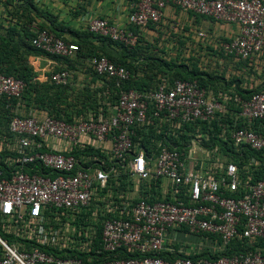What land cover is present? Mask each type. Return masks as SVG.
Here are the masks:
<instances>
[{
  "label": "built area",
  "instance_id": "1",
  "mask_svg": "<svg viewBox=\"0 0 264 264\" xmlns=\"http://www.w3.org/2000/svg\"><path fill=\"white\" fill-rule=\"evenodd\" d=\"M127 1L126 25L94 17L88 30L131 49L135 28L170 5L237 25L219 46L226 56L264 58V0ZM33 31L37 49L77 55V43ZM85 63L97 107L70 120L25 107L23 80L0 71V97L16 99L0 137V264H264V89L164 74L124 89L127 66L95 54ZM72 77L63 68L47 80ZM150 128L145 148L133 137ZM235 240L248 248L214 257Z\"/></svg>",
  "mask_w": 264,
  "mask_h": 264
},
{
  "label": "trees",
  "instance_id": "2",
  "mask_svg": "<svg viewBox=\"0 0 264 264\" xmlns=\"http://www.w3.org/2000/svg\"><path fill=\"white\" fill-rule=\"evenodd\" d=\"M10 8L7 7L6 19L8 21V25L5 29V34H0V71L7 75H13L17 78H20L25 83V88L23 94L21 96V102L25 105V107H36L38 109H42L44 111L49 112L51 115L55 117H64L66 119H71L73 115H79L83 113L86 109L92 108L95 109L97 107V98L96 92L97 89H91L89 87L90 83L83 84L81 89H76V91H67V88L71 85L69 83L65 85H56L52 82L47 81L39 82L34 79L35 71L32 69L31 65L28 62V56L44 53L42 50L37 49L31 44V38L34 36V27L37 26L39 28H46L52 31L55 35L64 38L58 28L55 25L46 26L41 23L36 22L37 16L44 15L42 11L38 9V7L34 4L33 0H22L21 5L10 4ZM152 23H149L150 25ZM89 31V30H88ZM90 32V31H89ZM92 37L98 40H104L108 43H112L120 46H112L119 49L116 55L106 54L104 52H100L97 48L86 46L77 41H73L77 43L79 50L77 51V55L75 57H63L57 55H50L54 57L57 61H64L67 65L65 68L70 70V65L74 62H81L85 64V58L90 55H105L109 59L124 64L129 68L130 66L134 67V71L131 79L123 85L124 89L129 87H135L138 89L142 88H151L154 86L157 81V75H167L171 79L181 78V79H197L201 85H218L220 81L223 79L218 75L207 74L208 78H211L214 81L204 80L200 73L199 66L195 62H183L182 60H164L163 58H159L155 56L156 52L152 50L155 48H151L150 46H138L136 44L133 48L128 49L123 47V45L118 44L106 37H101L90 32ZM65 39V38H64ZM67 40V39H65ZM111 47V46H110ZM179 49V48H178ZM180 50V49H179ZM152 51V52H150ZM161 51V50H160ZM184 51V49L182 50ZM207 52H204L205 55ZM119 54V55H118ZM198 51L192 53L190 51V57H198ZM140 59V60H139ZM240 62H244L245 60H239ZM144 66L146 70H140L142 72L140 74L139 69L137 67ZM87 67V66H86ZM63 69L62 67L58 68ZM89 72L91 69L87 67ZM91 74L96 78L94 73ZM237 80H235L236 82ZM93 82V81H92ZM230 82H234L232 79ZM103 89V88H102ZM264 89V83L260 86H256L252 89H247L244 92L250 93L254 90ZM111 101L116 99V95L113 94V90L111 89ZM1 103V111H0V137L8 132V123L11 117L15 114L13 111L14 104L16 103V99L11 98L7 99L6 97H0ZM44 107V108H42ZM2 111L6 118H8V122L4 123L1 120ZM11 112H13L12 116ZM9 116V117H7ZM136 136L133 137L135 141H139L142 146L145 148L146 145L151 141L152 138L156 137V132L153 128L145 131L142 129L136 130ZM158 136V135H157ZM172 139V137H171ZM258 157H261L264 160V151L263 152H255ZM258 177L260 173L264 170V167L261 166L258 169ZM248 248L245 242H241L240 240L233 241L229 248L225 253L218 252L214 255L217 257L221 254H232L234 252L242 251Z\"/></svg>",
  "mask_w": 264,
  "mask_h": 264
},
{
  "label": "crops",
  "instance_id": "3",
  "mask_svg": "<svg viewBox=\"0 0 264 264\" xmlns=\"http://www.w3.org/2000/svg\"><path fill=\"white\" fill-rule=\"evenodd\" d=\"M33 2L44 14L36 17L37 23L49 27L55 25L59 27L60 34L67 40L77 41L86 46L95 47L100 52L117 56L118 52L115 51H119V49L112 46L120 45L92 37L88 31V23L94 17H102L117 25H126L128 23V14L132 9L127 0H33ZM7 3L19 6L22 0H0L1 35L5 34V29L8 25L6 10L7 7L10 8V5H7ZM201 25H204L205 28L208 27L209 30H205ZM135 30L139 33L138 46L155 48L152 50L156 52L155 56L164 60H170L174 55L171 51L172 48H175V50H178V48L180 50L184 49V51L188 48L192 53L199 52L200 48H202V52H207L212 59L219 56L224 59H233L228 55L226 56L219 46L222 42L230 40L237 33V25L235 24L222 23L169 5L164 9V16L158 24L137 27ZM199 31L204 32L205 36L200 37L198 35ZM219 39L224 40L219 43ZM204 40L213 41L212 44L215 46H209L210 48L200 46ZM28 62L35 71L34 79L44 83L48 81L47 78L51 71L67 66L64 61L59 62L44 53L29 55ZM245 63L248 66L255 65L246 61ZM70 68V70L75 72L74 77L77 82L75 88L77 89H81L83 84L95 80L86 65L81 62L72 63ZM234 83H236L238 88L239 81H234Z\"/></svg>",
  "mask_w": 264,
  "mask_h": 264
},
{
  "label": "rangeland",
  "instance_id": "4",
  "mask_svg": "<svg viewBox=\"0 0 264 264\" xmlns=\"http://www.w3.org/2000/svg\"><path fill=\"white\" fill-rule=\"evenodd\" d=\"M201 27L205 28L204 25H201ZM202 28V29H203ZM205 30H209V28H205ZM221 40V41H220ZM222 40L224 39H219V43L222 42ZM213 41L210 40H204L202 41L200 46H207L208 48H210L209 46H215L212 44ZM219 46V45H218ZM172 53L174 54L170 60L173 62L174 60H176V62L178 63L177 60H182L183 62L189 63L191 62H195L200 69V73L202 75V77L204 78V80H208V81H214L211 78L207 77V74H211V75H220L219 77L221 78V76H227L228 78L232 79L233 81L237 80L236 82H247L248 86H252L256 87V86H260L262 83H264V58L262 60V62H258L256 65H252V66H248L246 63L244 62H240L239 60H233V59H224L222 57H216L214 59H212V57L206 53L205 55L202 56V54H204L202 52V48H200L199 52H198V57H190L189 52L187 50L182 51V50H175V48H172ZM116 52V51H115ZM54 58V57H52ZM55 59V58H54ZM174 61V63H176ZM144 66L141 67H137V69L143 70ZM129 70H131V72L133 73L134 71V67L130 66ZM144 70H146V68H144ZM73 73V77L72 80L70 82V86L67 88V91H76L77 88L76 87V79L74 77L75 72L70 70ZM142 73V72H140ZM78 91V89H77ZM1 105V103H0ZM44 108V107H42ZM0 111H1V106H0ZM14 111V110H13ZM13 112H11L12 116ZM9 117V116H7ZM8 118L5 117L4 112L2 111V115H1V120L6 123L8 122L7 120Z\"/></svg>",
  "mask_w": 264,
  "mask_h": 264
}]
</instances>
